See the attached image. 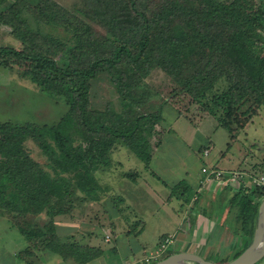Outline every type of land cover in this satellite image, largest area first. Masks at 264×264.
Listing matches in <instances>:
<instances>
[{"label":"trees","instance_id":"1","mask_svg":"<svg viewBox=\"0 0 264 264\" xmlns=\"http://www.w3.org/2000/svg\"><path fill=\"white\" fill-rule=\"evenodd\" d=\"M8 1L0 0V6ZM83 2L92 9V19H98L104 28L101 40L91 37L81 14L54 0H14L0 13L1 23L10 27L11 35L23 45L21 49L0 46V59L21 63L34 82L69 104L68 112L55 125L0 122V213L19 217L45 213L49 217L45 224L17 225L19 231L28 242L38 240L35 242L47 251L72 258L77 264L100 256L102 251L73 241L61 242L52 217L68 210L64 205L73 201L77 190L86 195L93 192L92 171L109 164L108 149L118 138L148 163L147 135L135 136L134 131L142 132L145 126L144 132L153 130L160 120L159 114L146 113L120 128L107 125L100 113L88 109L89 80L99 69L124 64L133 68L131 72L146 73L156 65L174 78L181 91L196 101L203 100L205 115L229 133L246 125L244 118L239 122L235 115L242 104L250 103L246 111L264 106L263 2L200 0L192 5L189 0H164L158 10L150 12L138 0ZM23 6L37 19L62 26L77 37L67 59L57 57L60 48L56 42L51 44L52 39L50 42L49 37L27 28L20 18ZM107 44L112 48L106 54ZM119 83L118 90L124 93L129 82ZM75 131L85 139L86 148L72 146ZM28 138L47 158L48 170L30 157L24 147ZM180 186L181 191L185 189L180 183L173 187L174 192ZM260 197L264 198V190L253 188L246 192L239 189L231 198L241 222L243 249L253 235ZM22 253L28 254V247ZM171 253L168 250L164 257Z\"/></svg>","mask_w":264,"mask_h":264},{"label":"rangeland","instance_id":"2","mask_svg":"<svg viewBox=\"0 0 264 264\" xmlns=\"http://www.w3.org/2000/svg\"><path fill=\"white\" fill-rule=\"evenodd\" d=\"M13 1L9 0L0 6V13ZM54 1L81 14L82 19L88 23L86 26L88 25V32L92 38L99 40L103 38L105 34L103 26L98 19H92V9L87 7L83 0ZM189 1L192 5H197L200 0ZM251 1H254L255 5L260 4V0ZM138 2L150 12L158 10L164 0ZM20 18L24 20L29 30L49 37L50 42L52 39L51 44L56 42L55 45L60 48L58 58L67 59L72 47L77 44L75 35L62 26L37 19L26 6L22 7ZM0 46L16 49L23 47L11 35V28L3 25L1 21ZM111 48V45L107 44L104 53H109ZM130 70L133 68L124 64L99 69L96 76L89 80L88 109L100 113L103 121L112 128L128 125L139 115L159 114L160 120L156 124L154 142L156 147L153 150L151 142L155 139L152 137L154 129L144 132L148 128L145 126L142 132L137 133V129L134 131L135 136L147 135L148 151L152 155L150 163L139 160L120 138L111 142L113 145L109 147L107 153L109 164L100 165L92 171L93 192L86 195L77 190L73 201L64 205V208L69 206L68 210L52 217L55 234L61 242L85 243L87 237H92V234L87 235V232H90L89 225L96 229L90 233H93L99 242L101 238L105 241V237L96 231L103 232L104 226L130 230L128 237L116 231L112 241L102 246L105 264H122L124 257L132 259L134 257L131 264H151L156 260L145 259L157 249L164 237L171 236L169 233L161 235L160 232L168 231L172 224L171 217L176 218L178 215L185 219L188 216H196L198 222L194 226L193 236H189L188 233L181 237L178 235L177 246L169 250L172 253L191 252L204 259L221 263L239 247V241L233 235L235 230L240 231L241 228L240 220L236 219L237 208L231 203L234 192H226L225 195L214 194L213 198L211 195L200 196L202 191L194 189L191 179L200 173L201 166H209L208 159H213L218 150H223L225 143L229 141L227 132L217 126L213 117L205 115L201 104L203 100L196 101L189 93L181 91L174 78L160 67L154 65L146 73ZM24 71L21 63L0 59V122L33 126L57 124L69 110L68 101L60 95L44 90ZM119 81L129 82L124 93L118 90L117 85L122 84ZM249 105V102L242 104L235 114L239 122L243 118L246 120L247 126L241 130H245L247 136L241 132L227 148L233 158L235 157L234 160L231 159L233 167L238 164L237 157L250 152L256 160L244 168L264 173V106L258 108L254 106L246 111ZM249 111L253 112L246 115ZM71 144L81 148L87 146L85 139L76 131ZM206 146L210 151L209 156L203 153ZM24 147L35 162L44 170H48V160L33 140L26 139ZM212 167L219 169L222 166L218 164L217 167L214 165ZM150 172L155 177H152ZM149 174L157 184L153 188H146L147 185L144 184ZM180 183L186 188L181 191L183 186H180L174 192L173 187ZM138 186L144 189L136 190ZM196 190H199L198 194ZM241 190L246 192L244 188ZM93 195L96 199L89 198ZM259 200H262V197ZM10 214L12 213H0V264H12L10 253L14 249L19 250L18 255L26 258L29 264L45 263L48 257H57L35 242L38 240L30 242L25 240L17 227V225L42 226L49 220L45 213L37 216L26 214L20 217ZM137 221H142L140 226H143V232H139L140 226L138 228L134 224ZM113 234H109V238ZM143 240L146 242L144 253L137 244ZM104 241L103 243H106ZM34 242L37 248L32 247ZM26 246L28 254L22 253ZM20 263L17 258V264ZM255 264H264V257Z\"/></svg>","mask_w":264,"mask_h":264},{"label":"crops","instance_id":"3","mask_svg":"<svg viewBox=\"0 0 264 264\" xmlns=\"http://www.w3.org/2000/svg\"><path fill=\"white\" fill-rule=\"evenodd\" d=\"M260 2H263L264 3V0H260ZM251 120H253V118H251ZM217 123V122H216ZM217 126L218 127H220L221 129H225V128H223V127H221V126H219L218 124H217ZM247 126V125H246ZM245 126V127H246ZM156 124H155V126H154V131L152 132V137H153V141L151 142V144H152V146H151V148H152V150H153V148H155L156 147V145H155V140H156ZM224 131H226L227 132V140H229V141H227L226 143H225V145H224V147H223V150H218L216 153H217V155H216V157H214L213 159H208L207 160V162H208V164H209V166H211L212 167V165H214V166H216L217 167V165L218 164H220L222 167H220L219 169L220 170H223V171H229V170H245V171H252V170H250L249 168H244V167H246V165L248 164V163H250L251 161H253V160H256V157H254V155H252L250 152L249 153H246V154H244V153H242L241 155H240V157H237V159H238V164H237V166H235V167H233V165L231 164V159L232 160H234V158H233V156L231 155V153L228 151V148L227 147H229L230 145H231V143L233 142V141H235L236 140V138H237V135H240L241 134V132H243V134H244V136H247V133L245 132V130H240V132L238 133V132H232V133H229L226 129L224 130ZM225 132V133H226ZM254 140V139H253ZM253 143H255V140H254V142ZM211 144V143H210ZM208 147L206 146V147H204V150H208V152H207V156H209V154H210V151H209V148L207 149ZM204 150H203V152H204ZM151 154V153H150ZM151 157H152V155L150 156V159H151ZM149 159V160H150ZM150 162L148 161V163L147 164H149ZM245 165V166H244ZM203 166H201L200 167V173L198 174V175H196V176H192V181H191V184L193 185V187H195L194 189H199V190H201L202 192H201V195L200 196H202L203 194H204V196H209V195H211V198H213V195L214 194H222L223 193V195H225L226 194V192H229V193H231L232 191L235 193L237 190H239L238 189V186L236 185V183L235 182H223L221 185H212V184H204L203 183V180H204V174L202 173V171H201V168H202ZM151 173V172H150ZM152 174V173H151ZM152 177H155V175L154 174H152L151 175ZM150 176V174L148 175V178L150 177V179L148 180V178L146 179V182H144V184L145 185H147V187L146 188H148V187H150V188H153V186H156L157 184H155V182L153 181V179H152V177ZM158 178V177H157ZM152 179V180H151ZM150 181V182H149ZM162 183V182H161ZM160 185H162V184H160ZM185 185H187V184H185ZM186 188V187H185ZM144 188H141L140 186H138L137 188H136V190H143ZM199 190H196V194H198V191ZM229 190V191H228ZM234 193H233V195H234ZM170 196V195H169ZM160 199V198H159ZM161 200V199H160ZM162 202V201H161ZM174 216H175V214H174ZM167 217V216H166ZM176 218H174L173 216L171 217V221H172V224H171V226L170 227H168V231H160V232H162L161 233V235H164V234H167V233H169L170 235H174V238H175V242H174V247L175 246H177V242H178V235H180V237L184 234V233H188V234H190L189 236H193V234H194V226L196 225V223L198 222V219L196 218V216H188V217H186L185 219H182V217H179L178 215L177 216H175ZM135 219H137V218H135ZM197 220V221H196ZM167 221H168V218H167ZM187 222V223H186ZM141 223H142V221H137V222H135L134 224L136 225V227H138L139 228V226L141 225ZM193 227V228H192ZM88 228L90 229L89 231L90 232H94L96 229L92 226V225H89L88 226ZM182 228H184V229H182ZM192 228V229H191ZM254 228H255V225H254ZM142 229H143V226H140V229H139V232H143L142 231ZM102 230H103V232H100V231H96V233H98V234H106L105 236L103 235V238L105 237V241H106V243H103V241H104V239H103V241H102V238H101V240H100V242H99V239H97V237H94L93 236V233H88L87 232V235L88 236H91L90 234H92V237L90 238V237H87L86 238V240H85V243H81V242H79V244H81V245H84V246H90V247H96V248H99L101 251H102V253H101V255L100 256H98V257H96V258H94V259H92V260H90V261H88V262H86V263H84V264H105V259L103 258V248H102V246H104V244H109V243H107L108 241L110 242V241H112V238L115 236V232L116 231H119L120 233H122L125 237H128L129 235H130V230H125V229H120V230H117V229H112L110 226H104V227H102ZM253 232H254V230H253ZM112 233H114L112 236H111V238H109V234H112ZM161 235H159V236H161ZM237 239H238V241H239V247H237L236 249H235V251L233 252V254H237L240 250H242L243 249V243H244V238L242 237V236H240V233H239V231L238 230H235V232H234V234H233ZM159 236H158V238H159ZM104 241V242H105ZM137 244L139 245V248H140V250H143V253L144 252H146L144 249V247H146V242L143 240V241H141V242H137ZM27 247V246H26ZM241 247H242V249H241ZM23 249V248H22ZM245 249V248H244ZM19 251V250H18ZM17 250H13L10 254H11V256H12V264H17V258H18V260L21 262L20 264H29V262H27V259L26 258H22L21 256H18V252ZM151 252V251H150ZM147 254V253H146ZM145 254V255H146ZM233 254H231L230 256H229V258L233 255ZM24 259H25V261H24ZM47 261L45 262V263H37V262H33V263H30V264H77L72 258H67V259H63V258H61V257H59V256H57V257H48L47 259H46ZM134 260V257H133V259L132 258H130V257H124V262L122 263V264H131L132 263V261ZM40 262V261H39Z\"/></svg>","mask_w":264,"mask_h":264},{"label":"water","instance_id":"4","mask_svg":"<svg viewBox=\"0 0 264 264\" xmlns=\"http://www.w3.org/2000/svg\"><path fill=\"white\" fill-rule=\"evenodd\" d=\"M264 257V198L260 201L249 245L226 262H213L191 252H174L152 264H255Z\"/></svg>","mask_w":264,"mask_h":264},{"label":"built area","instance_id":"5","mask_svg":"<svg viewBox=\"0 0 264 264\" xmlns=\"http://www.w3.org/2000/svg\"><path fill=\"white\" fill-rule=\"evenodd\" d=\"M208 150H204L206 155ZM204 174V184L221 185L224 181L227 183L235 182L238 189L244 188L246 191L252 190L253 188H260L264 190V173L253 172L245 170H229L223 171L214 167L203 166L201 168ZM175 238L174 235L166 236L159 243L157 249L147 256L145 261L157 260L165 253L168 252L169 248L174 246Z\"/></svg>","mask_w":264,"mask_h":264}]
</instances>
